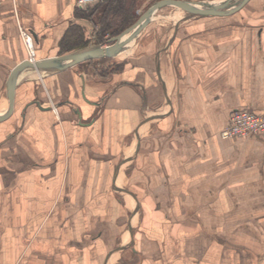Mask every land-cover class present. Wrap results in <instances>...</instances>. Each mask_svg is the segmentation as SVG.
<instances>
[{
    "label": "crops",
    "instance_id": "crops-1",
    "mask_svg": "<svg viewBox=\"0 0 264 264\" xmlns=\"http://www.w3.org/2000/svg\"><path fill=\"white\" fill-rule=\"evenodd\" d=\"M76 2L0 0V113L21 29L38 59L93 39L99 13ZM147 26L120 74L85 61L18 83L0 122V264H264V137L220 136L235 110L264 113V0L140 41Z\"/></svg>",
    "mask_w": 264,
    "mask_h": 264
},
{
    "label": "water",
    "instance_id": "water-1",
    "mask_svg": "<svg viewBox=\"0 0 264 264\" xmlns=\"http://www.w3.org/2000/svg\"><path fill=\"white\" fill-rule=\"evenodd\" d=\"M250 0H223L221 3H213L206 0H157L151 4L136 20L133 25L121 33L111 37L108 44L93 42L87 46L72 50L70 52L37 59L35 62L25 59L17 64L10 72L7 79L8 108L0 113V122L9 118L14 112L16 88L23 76L32 71L42 74L58 72L79 63L101 58L116 57L123 46L135 39L140 32L150 23L153 14L158 8L166 5H175L187 12L183 19L192 17L227 16L238 12ZM130 34L127 39L124 36ZM122 84H134L129 81H121L115 87ZM144 104L147 105L146 92H143Z\"/></svg>",
    "mask_w": 264,
    "mask_h": 264
},
{
    "label": "rangeland",
    "instance_id": "rangeland-1",
    "mask_svg": "<svg viewBox=\"0 0 264 264\" xmlns=\"http://www.w3.org/2000/svg\"><path fill=\"white\" fill-rule=\"evenodd\" d=\"M103 0H100L98 2H96L95 4H92L90 6H88L87 8H84L85 10H90L94 9L100 2H102ZM155 1L157 0H142V1H138L135 7V14L137 15V18L151 5L153 4ZM209 2H213L216 0H206ZM223 1V0H222ZM181 14L184 12L180 9V7L175 6V5H166L163 6L161 8H158L155 13L152 16V19L150 21V24L147 26L146 30L144 31V33L142 34V36H140V41H144V42H149L151 41V39H153V37H156L157 33H166V30L169 27H172L174 23H176L177 21H179L180 19L184 18L185 16H187V12H185V14H182L183 17H181L180 19H172V16L180 13ZM96 29V28H95ZM94 29V31H95ZM98 31V30H97ZM97 31L94 35V37H92L93 39L90 41V43L93 42H99V37H97ZM110 34H107L104 37L105 43L103 44H108L109 40L111 39ZM134 39L131 42V53L128 54V56H123L122 58H118L116 57H109V58H101V59H96L93 60L90 63V67L93 68L92 70L99 76V77H108L109 75L112 74H120L122 73L125 69H126V64L129 65V58L126 57H130V55H132L133 53V46H134ZM124 63L122 67L119 66V64ZM121 69H120V68ZM123 185V184H121ZM127 198V197H126ZM128 202H131V200L129 198H127ZM135 204V203H134ZM133 204V206H134Z\"/></svg>",
    "mask_w": 264,
    "mask_h": 264
},
{
    "label": "trees",
    "instance_id": "trees-1",
    "mask_svg": "<svg viewBox=\"0 0 264 264\" xmlns=\"http://www.w3.org/2000/svg\"><path fill=\"white\" fill-rule=\"evenodd\" d=\"M138 1L139 0H103L94 9H91V15L99 13L96 18V24L98 30L97 37H99L100 43H105L104 37L107 34L115 36L134 23L137 19L134 10ZM77 44L81 46L76 48V44H72L69 40L66 41V47L68 45L70 46L67 52L89 45L90 40H81ZM93 60H89V62ZM123 64L124 63H120L119 66L123 68Z\"/></svg>",
    "mask_w": 264,
    "mask_h": 264
},
{
    "label": "built area",
    "instance_id": "built-area-1",
    "mask_svg": "<svg viewBox=\"0 0 264 264\" xmlns=\"http://www.w3.org/2000/svg\"><path fill=\"white\" fill-rule=\"evenodd\" d=\"M98 1L100 0H77L76 4L78 7L87 8ZM21 37L27 59L35 62L37 51L33 34L26 29H21ZM254 134L264 137V113L249 108L235 110L220 131V136L224 139H236Z\"/></svg>",
    "mask_w": 264,
    "mask_h": 264
},
{
    "label": "bare ground",
    "instance_id": "bare-ground-1",
    "mask_svg": "<svg viewBox=\"0 0 264 264\" xmlns=\"http://www.w3.org/2000/svg\"><path fill=\"white\" fill-rule=\"evenodd\" d=\"M222 2V0H216V1H213V3H221ZM182 11H184L182 14H185V10L184 9H182V8H180ZM181 13V12H180ZM181 17H183V15H180V16H177V17H175V16H172V19H180ZM130 34H128V35H126V36H124V39H127V37L129 36ZM132 42V40L130 41V42H128V43H126L124 46H123V48H122V50L117 54V57L118 58H122L123 56H124V54H125V52H126V50H127V48L129 47V45H130V43ZM125 196H126V194H125ZM127 198H129L131 201H133V203H135L134 202V200H133V198L130 196V195H128L127 194V196H126ZM136 204V203H135Z\"/></svg>",
    "mask_w": 264,
    "mask_h": 264
}]
</instances>
